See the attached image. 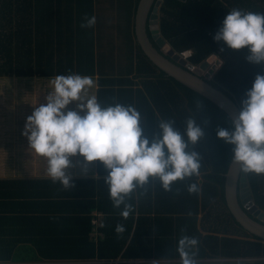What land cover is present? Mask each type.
I'll use <instances>...</instances> for the list:
<instances>
[{
    "label": "trees",
    "instance_id": "trees-1",
    "mask_svg": "<svg viewBox=\"0 0 264 264\" xmlns=\"http://www.w3.org/2000/svg\"><path fill=\"white\" fill-rule=\"evenodd\" d=\"M139 1L0 0V78L101 77L100 176L33 182L34 204L48 201V210L42 205L33 216H23L31 200L28 185L0 181L2 219L10 222L19 212L22 222L20 232L0 226V260L264 264V241L235 220L226 201L236 124L144 54L134 31ZM105 5L124 15V23L119 19L118 32L95 35L94 20L100 26L105 17L93 12ZM74 11L80 17L73 18ZM159 20L174 52L192 51V65L211 56L222 60L209 83L247 119L246 176L264 211V0H164ZM41 22H47L44 33ZM105 36L119 42L98 49L96 38Z\"/></svg>",
    "mask_w": 264,
    "mask_h": 264
},
{
    "label": "crops",
    "instance_id": "crops-1",
    "mask_svg": "<svg viewBox=\"0 0 264 264\" xmlns=\"http://www.w3.org/2000/svg\"><path fill=\"white\" fill-rule=\"evenodd\" d=\"M113 10H120L118 3L114 4ZM116 13L118 12L114 13L113 11V15ZM122 13L124 14V11ZM99 15H103L105 19L101 20L102 25L100 26L98 19L94 20L95 35L114 32L112 19H106L107 14H104L103 11L94 10L93 16L96 18ZM117 15L118 22L119 19H123L124 23V15L122 17ZM125 15L127 17L130 15L128 9L125 11ZM78 17H80V12L74 11L73 18ZM118 22L113 24L114 28L118 27L116 24ZM41 24L44 33L48 28L47 22H41ZM78 26L75 19L71 29L76 31ZM35 28L34 26L33 30ZM72 39L76 44V37L74 36ZM118 42V39L113 40L111 36H105L102 39L96 38V47L98 49L108 48ZM8 78L23 80L25 88L4 89L5 80ZM100 78L98 74L94 77L83 78L78 76L0 78V116H6L7 109H9V106L5 105L1 99L6 94H11L9 96L10 103L20 108V112L17 111L20 114L19 118L17 116L10 124L5 123L9 126V131L0 132V181H16L28 185L29 188L25 187V194L31 195V200H28L26 205L29 212L23 216H33V211L42 205H44L45 211L48 210L46 199L41 198V204H34L35 201L32 197L34 194L38 195L37 192L35 193V190L38 191V189H35L33 182L46 179L76 180L100 176L98 172L97 123ZM39 82L45 87L39 88L40 91L33 89V86ZM29 84L32 85L30 89H28ZM14 109L17 108L14 107ZM21 187L18 186L17 189L19 190ZM39 189L42 191L43 187L41 186ZM4 216L0 214L1 230L20 232L22 229V222L19 219L21 214L18 212L12 215L13 219L10 222L3 220ZM4 236L2 233L0 238L3 239ZM99 236L102 234L100 233ZM133 262L136 263L135 260ZM66 263L74 264L71 261ZM0 264H49V262L0 260Z\"/></svg>",
    "mask_w": 264,
    "mask_h": 264
},
{
    "label": "water",
    "instance_id": "water-1",
    "mask_svg": "<svg viewBox=\"0 0 264 264\" xmlns=\"http://www.w3.org/2000/svg\"><path fill=\"white\" fill-rule=\"evenodd\" d=\"M163 1H139L134 20L137 42L144 54L160 70L215 102L234 120L238 131V143L226 173V201L235 220L250 234L264 241V211L253 201L246 176L245 161L250 145L247 119L240 107L228 95L209 83L222 64L221 59L211 56L201 65L194 66L174 52L161 36L159 11Z\"/></svg>",
    "mask_w": 264,
    "mask_h": 264
},
{
    "label": "rangeland",
    "instance_id": "rangeland-1",
    "mask_svg": "<svg viewBox=\"0 0 264 264\" xmlns=\"http://www.w3.org/2000/svg\"><path fill=\"white\" fill-rule=\"evenodd\" d=\"M106 6V9H103L102 10V8H101V10L100 11H103L104 12V14L107 12L108 13V15H109V20H111L112 19V21L114 22V23H112V24H115V22H118V13H116V14H114L113 16L112 15H110L111 14V12L110 11H112L110 8H108V6L107 5H105ZM109 9H110V11H109ZM117 11V10H116ZM106 13V14H107ZM108 17V16H107ZM117 24V23H116ZM113 30H115L116 28H114V25H113ZM116 32H118V29H117V31ZM119 39V38H118ZM13 82L12 84H11V81ZM5 82H6V86H5V88L4 89H6V88H8V89H11V88H13V89H20V88H25V83L23 82V80H21V79H7V80H5ZM1 87V86H0ZM28 87V86H27ZM45 86H44V84H42V83H37V85H34L33 86V89H37V90H39V88H44ZM30 88H32V85L31 84H29V87H28V89H30ZM40 91V90H39ZM11 94H9V95H7L6 94V96L4 97H2L1 99H2V101L3 102H5V105H8L9 106V109H7L8 111L6 112V116H4V115H2V116H0V132H2V133H5V132H8L9 131V126L8 125H6V124H10L11 122H13L14 121V118H16L17 116V118H19V116H20V114H19V112H20V108L19 107H17V105L15 106L14 104H11L10 103V100H11V98L9 97ZM23 98H24V96H23ZM14 107H16L17 109H14ZM19 108V109H18ZM17 111H19L18 113H17ZM6 123V124H5ZM5 124V125H4Z\"/></svg>",
    "mask_w": 264,
    "mask_h": 264
},
{
    "label": "built area",
    "instance_id": "built-area-1",
    "mask_svg": "<svg viewBox=\"0 0 264 264\" xmlns=\"http://www.w3.org/2000/svg\"><path fill=\"white\" fill-rule=\"evenodd\" d=\"M191 55H192V51H187V52H184V53L180 54V56L185 58V59L189 58Z\"/></svg>",
    "mask_w": 264,
    "mask_h": 264
},
{
    "label": "clouds",
    "instance_id": "clouds-1",
    "mask_svg": "<svg viewBox=\"0 0 264 264\" xmlns=\"http://www.w3.org/2000/svg\"><path fill=\"white\" fill-rule=\"evenodd\" d=\"M185 59V58H184ZM185 60H187L188 61V58L187 59H185Z\"/></svg>",
    "mask_w": 264,
    "mask_h": 264
}]
</instances>
